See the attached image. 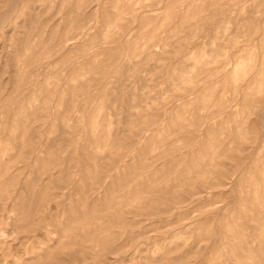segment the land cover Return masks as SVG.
I'll return each mask as SVG.
<instances>
[{"label": "rangeland", "instance_id": "obj_1", "mask_svg": "<svg viewBox=\"0 0 264 264\" xmlns=\"http://www.w3.org/2000/svg\"><path fill=\"white\" fill-rule=\"evenodd\" d=\"M0 264H264V0H0Z\"/></svg>", "mask_w": 264, "mask_h": 264}]
</instances>
